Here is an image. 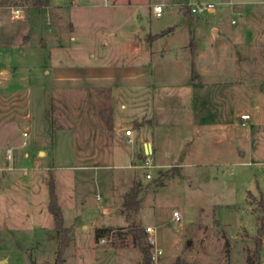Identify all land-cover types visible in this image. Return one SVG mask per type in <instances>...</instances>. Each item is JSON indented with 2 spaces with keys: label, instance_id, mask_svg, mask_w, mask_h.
Here are the masks:
<instances>
[{
  "label": "rangeland",
  "instance_id": "obj_1",
  "mask_svg": "<svg viewBox=\"0 0 264 264\" xmlns=\"http://www.w3.org/2000/svg\"><path fill=\"white\" fill-rule=\"evenodd\" d=\"M4 1L0 264H30L31 256L54 262L50 169L65 224L73 225L65 264H138L132 236L121 234L133 220L156 230L162 253L154 264H246L264 195V0H44L41 9L31 0ZM197 1L215 7L184 13L186 2ZM156 3H164L161 15ZM12 6L22 8L21 18L12 17ZM126 17H146L153 30L175 26L150 67L131 68L133 55L118 46L128 37L119 28L134 24ZM214 25L226 33L207 40ZM185 78L197 79L195 96L167 93ZM108 106L117 124L136 127L135 114L155 116L142 132L153 148L140 147V157L134 143H113L99 112ZM242 112L253 113L246 124ZM135 180L141 203L127 216L124 195ZM109 224L115 228L98 239L97 229Z\"/></svg>",
  "mask_w": 264,
  "mask_h": 264
},
{
  "label": "crops",
  "instance_id": "obj_2",
  "mask_svg": "<svg viewBox=\"0 0 264 264\" xmlns=\"http://www.w3.org/2000/svg\"><path fill=\"white\" fill-rule=\"evenodd\" d=\"M133 0H131V2L129 1V3H135L132 2ZM130 20L134 21L133 26H129L128 30L126 32L124 27H120L119 29H121V33L122 34H128L127 40H119L117 41L118 46L120 48L123 49L124 53H129L131 55H133V59L135 60L134 63H132L131 68L133 69H138V68H142V67H150V65L152 64V56L154 54H164L168 48V40H170L171 38L173 39V37L176 35V29L175 26H171L167 29V32L165 35L159 37V38H153L152 35L160 32V30H153L151 27H148L145 24V18L146 17H126ZM188 20H190V17L187 18ZM74 22V21H73ZM124 28V29H123ZM217 28V33L220 35L222 32L226 33L223 29L222 26L219 25H214L212 26V32L207 34V40L211 37L214 36V32L213 29ZM212 33V35H211ZM230 36V35H229ZM72 38H75L74 35H72ZM191 41L193 42V44L191 45ZM189 45L192 46L193 48V64L192 67L195 69H197V39L195 38V36H192ZM106 44V43H105ZM92 56H96L95 53H91ZM122 65H125V63H122ZM196 69L194 70L196 72ZM193 71V72H194ZM176 85V86H175ZM174 87H170L167 90V93L169 94H178V95H191V96H195V94H197V79H188L186 80V78L182 81L179 82L177 84H175ZM123 107H126V104L123 105ZM113 108V107H112ZM245 113V112H242ZM251 113V118L253 117V113ZM142 114H135L133 116V120L136 122V127H133L131 124H117L116 123V116H115V111L113 108V129L110 130L111 134L114 136V140L115 142L113 143H120L123 144L124 142H132L135 144V146L137 147L134 148L135 152H137L139 154L140 157H142V152L139 150L140 147H144L145 150L149 149V145L153 148V142L151 139L148 138H144L142 137V132L143 130L147 127H153L156 124V119L155 116L152 117H144L141 116ZM241 113L239 114L240 117ZM144 117V118H143ZM144 119H147L146 121H144ZM249 119V120H250ZM240 121L242 123L241 117H240ZM248 122V121H247ZM127 128H132L133 130V135H127L125 133V130ZM130 138H132V140H129ZM24 143V141H23ZM10 147L8 148L9 151ZM41 148L37 149V153L39 154L41 152ZM11 154V151L9 152V155ZM29 152H25V155H29ZM46 154L48 155V153L46 152ZM51 170V169H50ZM56 178V175H55ZM0 182L2 184V180L0 179ZM56 185H57V178H56ZM1 190V188H0ZM28 193L25 194V202L29 205V204H33L34 203V195L32 196V193L27 189ZM57 193H58V197L60 198V194H59V190H58V186H57ZM262 195V194H261ZM264 196V195H263ZM60 201V199H59ZM49 203V200H48ZM60 203V202H59ZM30 206V205H29ZM121 212V211H120ZM30 214L29 209H27V215ZM54 219V217H53ZM55 223V222H54ZM40 226H42V224H39ZM119 226L121 225H125V224H118ZM103 226H115V224H109V225H103ZM35 236V235H34Z\"/></svg>",
  "mask_w": 264,
  "mask_h": 264
},
{
  "label": "trees",
  "instance_id": "obj_3",
  "mask_svg": "<svg viewBox=\"0 0 264 264\" xmlns=\"http://www.w3.org/2000/svg\"><path fill=\"white\" fill-rule=\"evenodd\" d=\"M5 1L1 0L0 5ZM32 5L41 9L44 6V0H31ZM184 8V13L190 16L191 9L188 2H186ZM167 30H162L152 35L153 38H159L165 35ZM193 42L191 41V45ZM100 115L108 130L113 129V108L112 106L103 107L99 109ZM140 192H141V181L135 180L131 189L127 191L124 195V213L127 216L133 215L140 207ZM258 204L262 210V215L257 224V233L254 236L255 245L253 248L247 249L246 264H264L261 258V253L263 250V240H264V196L258 201ZM48 208L54 217L56 237L59 239L55 260L52 264H65L66 261V250L71 242V233L73 225L65 224L64 211L59 203V197L57 193L56 178L53 170H50L49 178V203ZM114 226H102L97 229L98 239L103 236L106 231L113 230ZM122 235L130 234L134 241V244L138 247L141 253V259L138 264H154V251L153 244L149 241L148 232L146 231V226L138 220H133L128 223L125 230L121 233ZM229 244V241H226ZM30 264H41L38 263L33 256L30 257Z\"/></svg>",
  "mask_w": 264,
  "mask_h": 264
},
{
  "label": "built area",
  "instance_id": "obj_4",
  "mask_svg": "<svg viewBox=\"0 0 264 264\" xmlns=\"http://www.w3.org/2000/svg\"><path fill=\"white\" fill-rule=\"evenodd\" d=\"M215 7V3L212 2V1H197V2H192L190 3V9H191V12L193 14H196V15H199V14H202L204 12H209L211 11L212 9H214ZM164 10V3H156L154 5V11L157 13V15H161L162 11ZM11 13H12V17L14 19H18V18H21L22 17V8L20 6H12V10H11ZM0 61H1V57H0ZM2 69H1V66H0V80H1V76H2ZM241 117V120H242V124H246L247 121L251 118V113L249 112H245V113H241L240 115ZM125 133L127 135H130L132 136L133 135V130L132 128H127L125 130ZM129 140H132V138H130ZM11 151V149H9V152ZM151 152H146V156H145V163L143 164L144 166L150 168L152 166H154L155 164L153 163V158L151 156ZM146 177L147 178H152L153 177V174L151 171H147L146 172ZM174 215L179 219L180 218V214H179V211L178 210H175L174 211ZM146 231L148 232V238H149V241L153 244V246H155V252H154V259H157V257L159 256L160 253H162V248H159L156 246L157 244V239H156V236H155V228L151 225H147L146 226ZM103 239V238H102Z\"/></svg>",
  "mask_w": 264,
  "mask_h": 264
},
{
  "label": "water",
  "instance_id": "obj_5",
  "mask_svg": "<svg viewBox=\"0 0 264 264\" xmlns=\"http://www.w3.org/2000/svg\"><path fill=\"white\" fill-rule=\"evenodd\" d=\"M213 32H214V33H217V28H214V29H213ZM262 87H263V89H264V84H263Z\"/></svg>",
  "mask_w": 264,
  "mask_h": 264
}]
</instances>
